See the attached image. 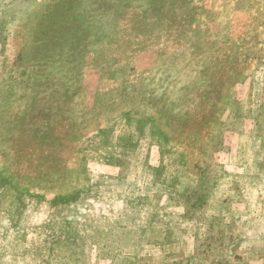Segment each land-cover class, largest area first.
Masks as SVG:
<instances>
[{
    "label": "rangeland",
    "instance_id": "1",
    "mask_svg": "<svg viewBox=\"0 0 264 264\" xmlns=\"http://www.w3.org/2000/svg\"><path fill=\"white\" fill-rule=\"evenodd\" d=\"M160 1L0 0V264H264V0Z\"/></svg>",
    "mask_w": 264,
    "mask_h": 264
},
{
    "label": "trees",
    "instance_id": "2",
    "mask_svg": "<svg viewBox=\"0 0 264 264\" xmlns=\"http://www.w3.org/2000/svg\"><path fill=\"white\" fill-rule=\"evenodd\" d=\"M104 2H105V0H103L102 4H105ZM148 5H149V9L148 10H149V12L151 14V17H154V18L157 19L155 21V25H156L157 28H159L160 27V20L162 19V22H164L167 19L165 14L168 11L167 9H169V6H170L169 2H167V1L161 2L160 0H148ZM154 18H151L149 20H152V19L154 20ZM138 87L140 89L139 95L142 94V92L144 93V87L141 86V85L138 86ZM147 121L149 122V124H151L154 120L153 119H149ZM143 122H146V121H143ZM164 137H166V136H164Z\"/></svg>",
    "mask_w": 264,
    "mask_h": 264
}]
</instances>
